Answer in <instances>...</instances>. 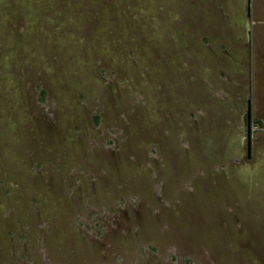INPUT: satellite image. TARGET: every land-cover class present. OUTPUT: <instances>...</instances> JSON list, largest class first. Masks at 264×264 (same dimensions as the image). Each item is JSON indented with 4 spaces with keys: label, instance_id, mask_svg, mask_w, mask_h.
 Masks as SVG:
<instances>
[{
    "label": "rangeland",
    "instance_id": "374dc122",
    "mask_svg": "<svg viewBox=\"0 0 264 264\" xmlns=\"http://www.w3.org/2000/svg\"><path fill=\"white\" fill-rule=\"evenodd\" d=\"M188 259L264 264V0H0V264Z\"/></svg>",
    "mask_w": 264,
    "mask_h": 264
},
{
    "label": "water",
    "instance_id": "95a60500",
    "mask_svg": "<svg viewBox=\"0 0 264 264\" xmlns=\"http://www.w3.org/2000/svg\"><path fill=\"white\" fill-rule=\"evenodd\" d=\"M246 133H247V154H249L250 149V130H251V116H250V99L247 101V111H246Z\"/></svg>",
    "mask_w": 264,
    "mask_h": 264
},
{
    "label": "trees",
    "instance_id": "16d2710c",
    "mask_svg": "<svg viewBox=\"0 0 264 264\" xmlns=\"http://www.w3.org/2000/svg\"><path fill=\"white\" fill-rule=\"evenodd\" d=\"M96 117H97V116H96ZM256 120H257V121H260V118H256ZM188 263H189V264H192V263L190 262L189 259H188Z\"/></svg>",
    "mask_w": 264,
    "mask_h": 264
},
{
    "label": "flooded vegetation",
    "instance_id": "af4514ba",
    "mask_svg": "<svg viewBox=\"0 0 264 264\" xmlns=\"http://www.w3.org/2000/svg\"><path fill=\"white\" fill-rule=\"evenodd\" d=\"M246 111H247V106H246ZM246 111H245V113H244V117L246 116ZM245 121H246V117H245Z\"/></svg>",
    "mask_w": 264,
    "mask_h": 264
}]
</instances>
